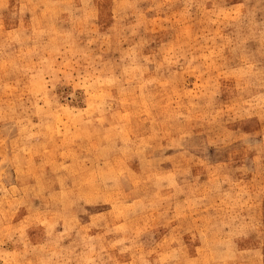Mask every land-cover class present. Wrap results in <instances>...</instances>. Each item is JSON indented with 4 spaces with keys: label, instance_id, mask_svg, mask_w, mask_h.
<instances>
[{
    "label": "rangeland",
    "instance_id": "obj_1",
    "mask_svg": "<svg viewBox=\"0 0 264 264\" xmlns=\"http://www.w3.org/2000/svg\"><path fill=\"white\" fill-rule=\"evenodd\" d=\"M0 264H264V0H0Z\"/></svg>",
    "mask_w": 264,
    "mask_h": 264
}]
</instances>
